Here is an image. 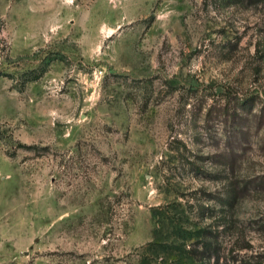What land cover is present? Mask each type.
I'll list each match as a JSON object with an SVG mask.
<instances>
[{"label": "rangeland", "instance_id": "1", "mask_svg": "<svg viewBox=\"0 0 264 264\" xmlns=\"http://www.w3.org/2000/svg\"><path fill=\"white\" fill-rule=\"evenodd\" d=\"M263 106L264 4L0 0V264H264Z\"/></svg>", "mask_w": 264, "mask_h": 264}, {"label": "trees", "instance_id": "2", "mask_svg": "<svg viewBox=\"0 0 264 264\" xmlns=\"http://www.w3.org/2000/svg\"><path fill=\"white\" fill-rule=\"evenodd\" d=\"M232 4H241L245 6H259L264 4V0H227ZM249 100L241 101L240 107L244 110L250 109L248 106ZM261 113L264 118V106L261 108ZM169 212V211H168ZM153 213V218L156 220L158 230H156V236H159V232L166 229H173L174 240L168 238H159L161 240L157 242H152L148 245V250L150 255L165 259H172L174 262L181 261L188 264H208L211 261L217 262L218 259V247L204 239V236L199 237L198 232H193L191 230H184L180 228L179 222H176L174 217H171V212L169 213ZM158 215H163L162 218ZM170 216V217H169ZM157 217H159L157 219ZM169 222V223H168ZM170 225H168V224ZM162 230V231H159ZM178 240L182 241V245H177Z\"/></svg>", "mask_w": 264, "mask_h": 264}]
</instances>
